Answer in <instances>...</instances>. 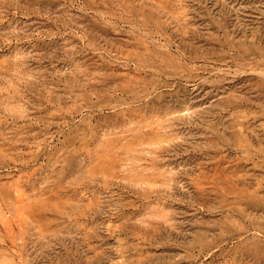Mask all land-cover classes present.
<instances>
[{
    "label": "rangeland",
    "instance_id": "374dc122",
    "mask_svg": "<svg viewBox=\"0 0 264 264\" xmlns=\"http://www.w3.org/2000/svg\"><path fill=\"white\" fill-rule=\"evenodd\" d=\"M141 262L264 264V0H0V264Z\"/></svg>",
    "mask_w": 264,
    "mask_h": 264
},
{
    "label": "bare ground",
    "instance_id": "6f19581e",
    "mask_svg": "<svg viewBox=\"0 0 264 264\" xmlns=\"http://www.w3.org/2000/svg\"><path fill=\"white\" fill-rule=\"evenodd\" d=\"M165 122H166V124H167L168 121L166 120ZM165 122H164V123H165ZM166 124H165V125H166ZM162 125H163L164 127L167 126V125L165 126L163 123H162ZM162 125L160 124V126H162ZM163 126H162V127H163ZM168 126H169V124H168ZM168 126H167V127H168ZM170 126H172V125L170 124ZM164 127H163V129H164ZM171 128H172V127H171ZM158 129H159V130H158L159 132L162 130V128L160 129V127H158ZM168 129H169V128H168ZM172 129H173V128H172ZM166 131H167V128H166ZM169 132H170V131H169ZM160 133H161V132H160ZM168 134H169V133H168ZM157 135H159V134H157ZM166 135H167V134H166ZM157 137H158V136H157ZM159 139H160V138H159ZM162 139H163V138H162ZM161 141H162V140H160V142H161ZM160 142L158 141V143H160ZM154 143H155V142H154ZM250 155H251V153H250ZM237 177H238V176H237ZM238 178H239V177H238ZM242 179H243V178H242ZM235 180H236V178H235ZM235 180H234V183H235ZM232 181H233V180H232ZM225 182H226V181H225ZM225 182H224V183H225ZM228 182H229V180H228ZM236 182H237V181H236ZM229 183H230V182H229ZM234 183L232 182V185H233ZM221 184H222V183H221ZM235 184H236V183H235ZM223 185H224V184H223ZM237 185H238V184H237ZM221 186H222V185H221ZM223 187H224V186H223ZM227 187H228V186H227ZM228 188H229V187H228ZM228 188H226V190H227ZM224 189H225V188H224ZM229 189H230V188H229ZM159 190H160V189H159ZM241 190H242V189H241ZM153 191H154V190H153ZM228 191H229V190H228ZM155 192H156V191H155ZM230 192H231V190H230ZM230 192H229V193H230ZM153 193H154V192H153ZM158 193H159V192H158ZM226 193H227V192H226ZM234 193H235V192H234ZM240 193H241V191H240L238 194H240ZM242 193H244V192H242ZM245 193H246V192H245ZM232 194H233V191H232ZM238 194H237V195H238ZM228 195H229V194H228ZM230 195H231V194H230ZM232 196H233V195H232ZM242 196H243V195H242ZM238 198H239V197H238ZM240 198H241V197H240ZM236 201H238V200H236ZM238 203H239V201L237 202V204H238ZM163 204H164V203H163ZM201 204H203V202H202ZM203 205H204V204H203ZM203 205H201V206H203ZM205 205H206V204H205ZM204 208H205V207H204ZM147 213H149V212H147ZM152 213L154 214V212H152ZM147 215H148V214H147ZM147 215L145 216V217H147V218L151 216V214H149L150 216H147ZM154 215H155V214H154ZM151 217H152V218H151ZM151 217H150V218H151L152 220H153V219L155 220V217H153V215H152ZM147 218H145V220H148ZM169 219H170V218H169ZM172 219H173V218H172ZM172 219L169 220V221L172 222V221H173ZM145 220H144L143 222H148V221H145ZM152 220H150L148 223H150ZM154 220H153V221H154ZM141 221H142V219H141ZM153 221L151 222V224H154V225H155V222H153ZM156 221H157V220H156ZM173 222H175V221H173ZM159 223H160V222H159ZM159 223L157 222V224H159ZM167 223H168V222H166V225H167ZM169 223H170V222H169ZM157 224H156V227H157V226H158V227L162 226V225H161L162 223L159 224V225H157ZM170 224H171V223H170ZM176 224H177V223H176ZM176 224H174V226H176ZM178 224H179V223H178ZM172 225H173V223H172ZM174 226H173V227H174ZM176 227H177V226H176ZM176 227H175V228H176ZM165 228H166V226H165ZM172 229H173V228H172ZM11 241H12V239H11ZM14 242H15V241H14ZM2 245H3V244H2ZM142 263H143V262H141V264H142ZM144 263H145V262H144ZM146 264H148V263H146Z\"/></svg>",
    "mask_w": 264,
    "mask_h": 264
}]
</instances>
